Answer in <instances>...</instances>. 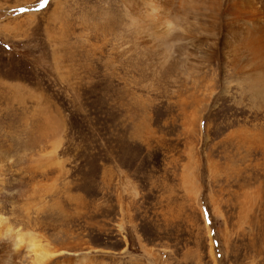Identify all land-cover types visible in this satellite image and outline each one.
<instances>
[{"label":"rangeland","instance_id":"obj_1","mask_svg":"<svg viewBox=\"0 0 264 264\" xmlns=\"http://www.w3.org/2000/svg\"><path fill=\"white\" fill-rule=\"evenodd\" d=\"M119 5L0 0L1 263L264 264V101L149 72Z\"/></svg>","mask_w":264,"mask_h":264},{"label":"bare ground","instance_id":"obj_2","mask_svg":"<svg viewBox=\"0 0 264 264\" xmlns=\"http://www.w3.org/2000/svg\"><path fill=\"white\" fill-rule=\"evenodd\" d=\"M119 3L123 32H119L118 40L128 38L130 43L126 49L123 45L121 48L127 51L131 47L141 59L157 58L156 66L149 67V72L159 75L172 68L182 71L189 80L195 72L216 67L213 78L228 72L227 85L232 83L238 92L255 102L264 101V0H119ZM167 20L177 21L184 30L169 33L165 28ZM235 133L247 136L241 129ZM248 140L256 141L254 145L264 152V128ZM183 180L185 185H193L189 174ZM7 246L0 235V253ZM28 247L38 261L51 257L33 240ZM1 262L11 264L7 257Z\"/></svg>","mask_w":264,"mask_h":264},{"label":"clouds","instance_id":"obj_3","mask_svg":"<svg viewBox=\"0 0 264 264\" xmlns=\"http://www.w3.org/2000/svg\"><path fill=\"white\" fill-rule=\"evenodd\" d=\"M165 28L169 31V33L172 32H182L184 29L183 27L180 26V24L177 21L173 20H167L165 21ZM8 218L4 216H0V222L7 223ZM9 234H15V243H14V248L17 251H20L22 247H24L25 244V235L26 233H23L20 228H16L15 226L8 224V227L5 230L4 233V238L6 239ZM27 252V250H26ZM24 259L26 261L29 260V257L27 254L25 255ZM30 264V262H29Z\"/></svg>","mask_w":264,"mask_h":264},{"label":"snow or ice","instance_id":"obj_4","mask_svg":"<svg viewBox=\"0 0 264 264\" xmlns=\"http://www.w3.org/2000/svg\"><path fill=\"white\" fill-rule=\"evenodd\" d=\"M45 3H47V0H45Z\"/></svg>","mask_w":264,"mask_h":264}]
</instances>
